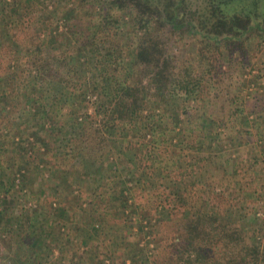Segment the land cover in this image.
<instances>
[{"label":"trees","instance_id":"trees-1","mask_svg":"<svg viewBox=\"0 0 264 264\" xmlns=\"http://www.w3.org/2000/svg\"><path fill=\"white\" fill-rule=\"evenodd\" d=\"M0 30V125L11 141L0 149V229L11 241H28L29 254L65 238L73 245L67 223L87 214L77 210L92 191L95 236L96 223L137 226L132 193L150 183L179 190L168 211L181 231L175 251L187 253L167 264H264L259 230L253 240L237 234L218 213L222 196L207 193L201 205L195 192L205 173L228 172L219 157L232 120L214 107L245 113L235 79L264 58V0H0ZM54 154L63 166H50ZM42 181L63 192L56 212L49 197L32 200ZM97 184L112 202H97ZM133 245L124 249L138 252ZM20 255L10 262L34 264ZM128 261L143 264L136 253Z\"/></svg>","mask_w":264,"mask_h":264},{"label":"rangeland","instance_id":"rangeland-1","mask_svg":"<svg viewBox=\"0 0 264 264\" xmlns=\"http://www.w3.org/2000/svg\"><path fill=\"white\" fill-rule=\"evenodd\" d=\"M258 55L259 53L254 58L255 62L244 70L241 76H238L237 81L235 79L237 83L240 82L238 81L240 78L243 82L240 89L241 94L236 104L243 106L245 109L244 115H233V109L231 111L232 115H230L229 107L224 106L223 103H218L214 107L216 117L223 119L226 116V119L231 118L232 120L230 124L233 128L229 124L227 127L230 129H227L228 131L224 128L221 130L224 133L225 130L227 134L230 133L227 140H225L224 152L219 157V160L227 167L228 172L226 171L225 173L224 170L215 172L212 170L210 173H205L209 167L204 168L206 170L203 171L205 177L201 182H197L195 192L203 198L200 201L201 205H209L206 200L207 193L211 195L220 194L222 199L215 201L220 208L219 212H217L233 224L237 234L241 231L246 232L249 239L253 240L256 237L254 233L259 230L256 240L264 246V58L262 57L263 59L260 60ZM5 60L0 62V71L2 72H5L7 68V61ZM253 107L255 112L251 109ZM90 112L92 114L93 109ZM242 117L246 119L244 122ZM6 125V121L0 125L1 151L10 150L11 145L8 137L2 139L3 134H8L7 128H10ZM4 154L6 156L2 155L0 157L1 163L8 160V152ZM166 155L171 158L170 152H167ZM49 158L51 167L53 165L63 166L64 160H66L63 155L55 156V154ZM15 161L19 163L20 158L17 156ZM25 164L23 162L19 166H24ZM120 170H122V173L125 171L124 169ZM212 178L214 181H212ZM40 184L44 185L45 194L39 190ZM48 185L45 181L36 183L35 189L31 192L32 200H41V205H43V201L49 197V205L54 203L49 210L56 212L58 205L55 203L57 200L63 199L64 195L61 192L59 196H55L53 191L46 188ZM105 186L104 184L101 186L99 184L97 186L93 185L95 189L100 187L98 195L103 194V197H99L97 202L104 199V203L107 205V201L112 202L113 198L110 193L107 194V186ZM144 186L137 191L135 190L134 194L132 193L134 200H136V205H134L135 209L130 208L127 213V216H130L128 214L135 212V218H139L140 221L137 226L131 221L127 224L124 222L108 223L107 221L96 223L95 229L98 233L95 236L96 232L92 233L93 231L89 227L90 219L88 220L87 218L94 209V207L88 206V203L93 198L95 200V197H93L94 191L90 194L85 192L83 201L85 199L87 201H82V204L79 203L81 207L77 211L80 212V210L88 207L87 214L82 210L76 216L80 218L79 223L73 215L71 216L72 219L67 223L70 235L74 239L73 245L68 238H65L57 242V244L47 245L48 247L50 246L49 248L44 246L39 248L38 252L29 254V252H26L28 250V241L22 238L11 241V238L4 233L6 229L2 227L0 229V250L5 252L4 261H11V258L18 253L21 254L20 256L28 255V260L30 261L31 259L30 263L33 262L34 264H130L128 260L135 253L138 254L143 264H167L171 259H177L187 252L175 251L174 245L180 242L181 231L178 223L174 221L175 217L170 215L171 211L168 210L173 209V192L179 190H175L174 187L169 189L163 185L155 187L150 183L147 187ZM130 187L132 188L133 184ZM118 191L115 190L113 192L116 194ZM127 193L129 194V192ZM115 194H113V197H115ZM195 198L199 200L198 197ZM228 200L230 201L229 203ZM33 204L36 207L40 205L39 202L33 203L32 201ZM53 219L61 222V217L56 218L54 216ZM77 223L79 225H75ZM51 224L56 227L61 223ZM53 226L50 227V230L56 231V229L52 228ZM62 231L63 229H60V232ZM127 232H129L127 234L129 237L122 239L119 234H126ZM53 233L58 234L57 231ZM54 235L51 236V239L55 237ZM117 236H119L118 239H116ZM134 242L138 252H129L130 250L124 249L127 246L130 249L133 246L135 247L133 245ZM65 244L66 247L64 246ZM219 257L220 255H216V258Z\"/></svg>","mask_w":264,"mask_h":264},{"label":"built area","instance_id":"built-area-1","mask_svg":"<svg viewBox=\"0 0 264 264\" xmlns=\"http://www.w3.org/2000/svg\"><path fill=\"white\" fill-rule=\"evenodd\" d=\"M4 255H5V252H1L0 250V264H15L10 261H4Z\"/></svg>","mask_w":264,"mask_h":264}]
</instances>
